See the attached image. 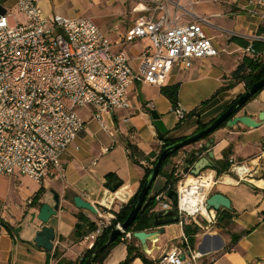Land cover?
Here are the masks:
<instances>
[{
	"label": "crops",
	"instance_id": "1",
	"mask_svg": "<svg viewBox=\"0 0 264 264\" xmlns=\"http://www.w3.org/2000/svg\"><path fill=\"white\" fill-rule=\"evenodd\" d=\"M164 1L170 12L176 13L183 22L205 19L203 32L221 51L216 57L193 60L189 69H174L163 84H179L177 109L186 114L195 111L194 115H186L185 120L179 122L170 102L160 93V86L144 83L132 87L130 109L106 116L107 123L116 130L114 139L102 132L92 120V109H79L77 113L85 123L84 128L62 153L58 171L42 184L21 176H0V264H76L84 252L80 237L75 235L78 217L90 222L95 217L76 208L73 198L80 197L90 204H97L106 193L120 191L117 193L119 197L122 193L133 196L138 192L144 170L152 166L153 158L146 157L153 152L156 155L158 150L159 131L153 125L150 112L155 111L163 123L165 141H180L197 133L201 125L215 120L246 92L245 86L235 84L230 75L245 59L239 50L250 46L255 36H264V0ZM137 3L136 0H40L39 5L46 16L58 14L70 19H90L112 43H117L119 33L113 29L125 33L142 15L135 10ZM0 5L13 15L14 23L23 21L16 9V0H0ZM258 42L264 46V41ZM244 43L248 45L244 46ZM148 45V40L142 39L125 48L133 67H136V58ZM221 88L223 90L219 91ZM251 101L254 107L243 108L237 116L244 113L257 120L259 113L264 111V91ZM147 103L153 104L152 110L145 108ZM124 119L128 121L124 122ZM208 141H212L210 149L215 168L222 163L229 164L231 157L237 163H244L252 178L239 179L229 171L230 166L228 172L221 175L215 169L200 174L214 176L216 184L212 192L230 201L231 209H219L216 215L227 211L232 218L224 226L202 222L198 227L199 233L193 237L192 246L199 254L205 255L207 264H264V125L256 129L243 125L223 126L208 138L179 151L163 167L159 188L152 190L150 196L167 195L162 191L165 175L176 163L185 164L190 153L197 159L207 157V150L203 152L202 148ZM112 143L113 148L103 153L102 149ZM128 145L137 149L133 159ZM187 178L194 177L187 174ZM258 181L260 185H257ZM39 191L34 204H31ZM52 193L59 196L60 208L44 225L37 215L41 205L54 206ZM44 226L54 231L51 252L38 249L34 244L36 234ZM161 228L163 235L156 242L147 243L148 253L141 250L153 264L174 245H181L185 236L178 223ZM154 230L152 227L147 231ZM128 243L115 244L101 263L124 262ZM135 246L140 247L137 241ZM128 264L144 263L135 258Z\"/></svg>",
	"mask_w": 264,
	"mask_h": 264
},
{
	"label": "built area",
	"instance_id": "2",
	"mask_svg": "<svg viewBox=\"0 0 264 264\" xmlns=\"http://www.w3.org/2000/svg\"><path fill=\"white\" fill-rule=\"evenodd\" d=\"M137 1L135 10L142 15L125 33L113 29L119 33L117 43L90 19L46 16L40 0H16L21 23H14L13 15L0 5V176H21L42 184L59 170L62 153L84 128L79 109H92V120L114 139L116 130L106 116L131 108L133 86H162L174 69H189L193 60L216 57L221 52L203 32L205 19L183 22L164 0ZM142 39L149 45L133 67L125 48ZM253 40L264 41V36ZM239 52L253 62L264 60V51L251 46ZM145 108L152 110L153 104L147 103ZM174 114L179 122L187 115L177 108ZM164 144L158 141L156 155ZM112 148L113 143L102 152ZM228 163L229 171L239 179L252 178L244 163L231 157ZM183 170V163L173 166L176 207L162 193L155 196L152 212L174 209L180 227L216 224V212L207 210L206 205L215 177L200 175L192 178L195 183H187ZM118 192L106 193L97 204H91L96 210L94 227L79 239L84 247L80 261L133 197L123 193L118 197ZM121 225L116 223L113 228L121 231L120 242L135 240L133 232L123 231ZM204 258L183 236L181 245H174L154 264H207Z\"/></svg>",
	"mask_w": 264,
	"mask_h": 264
},
{
	"label": "water",
	"instance_id": "3",
	"mask_svg": "<svg viewBox=\"0 0 264 264\" xmlns=\"http://www.w3.org/2000/svg\"><path fill=\"white\" fill-rule=\"evenodd\" d=\"M264 88V78L256 82L251 86V88L246 91L244 94L240 95L231 103V105L222 112L217 118L209 124L203 130L183 139L175 142L172 145L167 146L159 155L158 159L155 161V164L150 170L149 175L147 176L143 187L141 188L138 196L131 208V211L126 218L125 222L121 225L123 231H128L131 225L134 223L138 213L141 211L144 201L148 196L151 187L158 176L159 171L161 170L164 162L172 156L174 153L181 151L189 146H192L200 141L206 139L211 135L216 129H218L222 124H225V127L232 128L236 125H243L247 128L256 129L264 125V111H261L257 117V120L252 119L243 113L242 116H237V114L245 107V105L260 91ZM151 118L153 120V125L161 134L166 133V129L163 126L158 114L155 111L150 112ZM212 141H208L205 145L207 149V157L198 158L195 160L194 154L190 153L185 159L184 164V174H188L194 178L199 177L206 170L214 169L215 165L213 162L214 156L211 151ZM189 163H194L190 169ZM53 194L54 206L50 207L46 204L41 205L38 211L37 219L44 225H46L49 219L52 216L57 214L59 210V196L56 193ZM167 198L170 200L172 207L175 208L177 205V194L175 189L167 191ZM73 204L76 208L87 211L93 215L96 214V210L93 205L84 201L80 197L73 198ZM207 210H213L218 212L219 209L230 210V201L219 193L211 194L206 200ZM153 228L154 231H139L133 233V238L139 243L143 253H148L147 243L156 242L158 237L163 235L164 230L162 226L178 223V215L174 209L167 211H157L154 214L153 218ZM121 235V231L113 229L110 231L107 237V242L101 247L95 249L90 257L85 261L84 264H91L96 258L97 254L102 252L107 246L114 243ZM54 241V231L52 228L44 226L41 231H39L35 238L34 244L38 249H43L47 252H51L53 248Z\"/></svg>",
	"mask_w": 264,
	"mask_h": 264
},
{
	"label": "trees",
	"instance_id": "4",
	"mask_svg": "<svg viewBox=\"0 0 264 264\" xmlns=\"http://www.w3.org/2000/svg\"><path fill=\"white\" fill-rule=\"evenodd\" d=\"M248 43H244V46H247ZM252 49L259 51V52H263L264 50V46L262 44H260V42L258 41H252L249 44ZM231 78L234 81L235 84H243L246 88V91H248L251 86L253 84H255L256 82H258L259 80H261L262 78H264V60L259 61V62H253L248 58L243 59L240 64L237 65V67L235 68V70L231 73ZM178 90H179V84H174L171 86H160V93L170 102L172 109H176L177 108V102H178ZM223 90V88L219 89ZM217 91V93L219 92ZM264 91V88L262 90H260L252 99H254L260 92ZM251 99V100H252ZM250 100V101H251ZM231 105V104H230ZM228 105L225 110L230 106ZM224 110V111H225ZM223 111V112H224ZM195 111H191L189 113H187V117H192L194 115ZM214 121V120H213ZM213 121H211L210 123L206 124V125H201L198 128V131L203 130L204 128H206L209 124H211ZM225 126V124H222L219 128ZM218 128V129H219ZM217 130V129H216ZM215 130V131H216ZM214 131V132H215ZM159 136V140L160 141H164V147H162L161 152L169 145L174 144L177 141H165L164 140V135L162 134H158ZM210 136V135H209ZM208 136V137H209ZM206 137V138H208ZM127 148L130 150V156L133 159V156L136 155L137 153V149L134 145H128ZM205 149L204 147L202 148V151L204 152ZM160 152V153H161ZM179 152V151H178ZM178 152L174 153L172 156H170L163 164L161 170L159 171L158 175H161L163 173V167L171 160V158L175 157ZM159 155H155V153H151L149 154L146 158H153V161H151V165L153 167V165L155 164V161L158 159ZM195 159H197V157H194ZM149 161V159H148ZM150 163V162H149ZM189 165H192V163H189ZM221 166V167H220ZM216 173L218 175H221L223 173L228 172L229 169V164L224 165V163L220 164L219 167L215 168ZM151 168H146L144 170V176L143 179L141 180L140 183V188L138 190V192L133 195V197L129 200V202L127 203V205H125L117 214H116V221H113V225L102 235L101 238H99L97 240V242L95 243V247L91 250V251H87L85 253V256L83 257V259L80 261H78L76 264H84L85 261L90 257V255L92 254V252L101 247L102 245H104L107 242V237L108 234L110 233V231L114 228L116 223H121L123 224L126 220V218L128 217L131 208L138 196V193L140 192L141 188L143 187V184L147 178V176L150 173ZM166 178V183L162 189V191L167 192L168 190H173L176 186L177 183V179L173 178V169L169 174L165 175ZM40 194V191L37 193V195L35 196V198L33 199V201L31 202V204H34V200L37 199L38 195ZM155 196H150V192L148 193V196L146 197L143 207L141 209V211L138 213L134 223L131 225V227L129 228L128 231L131 232H139V231H147L150 230L153 227V218H154V212H152V209L155 207L156 202H155ZM217 216L219 217L218 222L216 223L217 226H224V225H228L230 222V219L232 218L231 215L227 212V211H223V213L217 214ZM79 223L76 224L75 226V235L77 237H81L85 232L90 231L93 227L94 224L93 222L88 221L86 218L79 216L78 217ZM183 232L184 235L188 238L189 243L191 245H193V237L199 233V228L198 227H191V226H184L183 227ZM120 240L117 239L114 243L110 244L109 246H107L102 252H100L99 254H97L96 258L94 259V261L91 264H102L101 261L104 258V256L107 254V252L109 251V249L111 247H113L115 244L119 243ZM136 240H132L127 244V257L124 260V262H122L121 264H128L130 263L133 259L135 258H139L143 261L144 264H153L151 261H149L146 256L141 252V248L140 247H136ZM55 258H57L58 256L55 255ZM48 264V263H46Z\"/></svg>",
	"mask_w": 264,
	"mask_h": 264
},
{
	"label": "rangeland",
	"instance_id": "5",
	"mask_svg": "<svg viewBox=\"0 0 264 264\" xmlns=\"http://www.w3.org/2000/svg\"><path fill=\"white\" fill-rule=\"evenodd\" d=\"M136 2H138L137 0H136ZM224 58H226V56L224 57ZM254 103L251 101V102H249V103H247L246 105H245V109L247 110V109H250V108H252V107H254ZM232 174H234V173H232ZM231 175V174H230ZM235 175V174H234ZM161 178H163L161 175H158L157 177H156V179H155V181H154V183H153V185H152V188H151V190L149 191V192H151L152 190H157L158 188H159V184H160V179ZM257 183V185H260L261 184V182H256ZM214 192H212L211 194H213ZM218 220H219V217L217 216V221H216V223L218 222Z\"/></svg>",
	"mask_w": 264,
	"mask_h": 264
},
{
	"label": "bare ground",
	"instance_id": "6",
	"mask_svg": "<svg viewBox=\"0 0 264 264\" xmlns=\"http://www.w3.org/2000/svg\"><path fill=\"white\" fill-rule=\"evenodd\" d=\"M187 183H195V180L190 178V179L187 180Z\"/></svg>",
	"mask_w": 264,
	"mask_h": 264
}]
</instances>
